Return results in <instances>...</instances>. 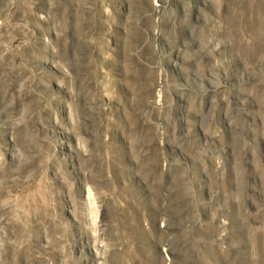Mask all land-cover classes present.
Returning <instances> with one entry per match:
<instances>
[{"label": "rangeland", "instance_id": "374dc122", "mask_svg": "<svg viewBox=\"0 0 264 264\" xmlns=\"http://www.w3.org/2000/svg\"><path fill=\"white\" fill-rule=\"evenodd\" d=\"M0 264H264V0H0Z\"/></svg>", "mask_w": 264, "mask_h": 264}]
</instances>
